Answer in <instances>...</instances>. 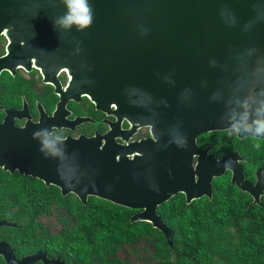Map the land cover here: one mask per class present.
<instances>
[{
    "label": "water",
    "instance_id": "obj_1",
    "mask_svg": "<svg viewBox=\"0 0 264 264\" xmlns=\"http://www.w3.org/2000/svg\"><path fill=\"white\" fill-rule=\"evenodd\" d=\"M89 3L92 23L78 32L76 26L54 28L67 13L61 0H0V23L31 39L28 53L43 78L42 68L66 70L65 90L74 102L84 96L115 118L102 135L46 136L22 149L11 146L16 153L0 167L54 185L81 205L94 197L135 210L129 221L149 224L168 247L172 232L157 207L176 194L185 204L210 200L211 180L226 171L249 206L260 205L264 167L250 184L236 151L215 159L207 147H196V138L230 130L239 139L263 137L254 121L264 120V0ZM122 120L128 128L117 143L112 130ZM142 127L148 137L128 140ZM46 138L53 149H43ZM6 247L0 243L4 264H64L44 253L15 260Z\"/></svg>",
    "mask_w": 264,
    "mask_h": 264
},
{
    "label": "trees",
    "instance_id": "obj_2",
    "mask_svg": "<svg viewBox=\"0 0 264 264\" xmlns=\"http://www.w3.org/2000/svg\"><path fill=\"white\" fill-rule=\"evenodd\" d=\"M235 140L219 136L217 153L236 148L248 172L264 164V139L258 147ZM224 180L210 200L185 204L176 194L157 207L172 232L170 247L149 224L130 222L133 210L94 197L81 205L71 195H42L52 212L30 200L20 253L39 250L64 264H264V196L259 206L246 208L247 195ZM224 221L226 230L220 231Z\"/></svg>",
    "mask_w": 264,
    "mask_h": 264
},
{
    "label": "flooded vegetation",
    "instance_id": "obj_3",
    "mask_svg": "<svg viewBox=\"0 0 264 264\" xmlns=\"http://www.w3.org/2000/svg\"><path fill=\"white\" fill-rule=\"evenodd\" d=\"M30 40L20 33H13L9 25L0 23V164L7 160V157L16 153L11 146H20L22 149L26 144L35 141L34 139L38 140L46 136L55 139L56 135H62L64 138H74L78 135L90 137L95 132L102 135L109 130V125L115 119L111 115L97 111L84 96L80 97L78 102H74L65 90L68 81L66 70L61 68L58 72L53 73L49 69L42 68V73L45 74V78H43L41 67H39L40 63L35 62L28 53L31 48ZM75 117L77 118L76 123ZM83 120L85 121L81 122ZM127 128L128 124L122 120L119 123V130H112V136L117 143H122L120 135L125 137ZM231 132L233 131L199 135L196 138V147L200 150L207 147L208 155L215 159L236 151L241 157L239 163L244 180L253 184L255 170L264 167V164H260L248 172L246 160L236 148L226 153H217L218 137L225 136L231 140L232 137H235L234 143L246 146L250 144V141L263 140L264 136L262 139L250 137L239 139L235 133L233 136L229 135ZM36 133L39 135H35ZM148 136V128L142 127L135 130L128 140L136 141ZM20 155L23 154L20 152ZM20 160L18 158L17 163ZM195 161L194 158L192 162ZM220 177L227 179L229 183V172L226 171ZM219 178L211 180V197L214 189L219 186ZM262 191L264 192V181ZM42 195L53 197L58 195L64 198L71 194L62 196L56 186L45 185L37 178L24 175L22 171L18 172L17 168L10 172L8 169L3 170L0 167V223H2L0 225V243L5 244L6 248L12 251L15 260L33 253H44L39 250L20 253L24 242L25 214L30 212V208H26L30 200L35 201L38 210L45 208L46 212H52L51 205L46 204ZM263 196L260 197V200ZM202 198L204 197L199 199ZM249 203L250 198L246 208L249 207ZM46 258L55 259V257H47V255ZM0 262L4 264L1 256ZM36 263L42 264L41 262Z\"/></svg>",
    "mask_w": 264,
    "mask_h": 264
},
{
    "label": "clouds",
    "instance_id": "obj_4",
    "mask_svg": "<svg viewBox=\"0 0 264 264\" xmlns=\"http://www.w3.org/2000/svg\"><path fill=\"white\" fill-rule=\"evenodd\" d=\"M67 7V13L62 17H58L54 22V28H62L68 29L72 26H76V30L83 31L90 27L93 20V9L89 0H61ZM256 124L255 132L264 136V120H256L254 121ZM251 130L246 127L245 131ZM55 132V129L53 130ZM234 131L229 133V135H233ZM35 135H39L36 133ZM56 140H63L64 137L62 135H56ZM259 145H256L258 147ZM43 149H53V142L49 141L47 138L43 141ZM42 149V150H43ZM54 151V150H53Z\"/></svg>",
    "mask_w": 264,
    "mask_h": 264
},
{
    "label": "rangeland",
    "instance_id": "obj_5",
    "mask_svg": "<svg viewBox=\"0 0 264 264\" xmlns=\"http://www.w3.org/2000/svg\"><path fill=\"white\" fill-rule=\"evenodd\" d=\"M261 142L260 141H255V140H253V141H250V145H258V144H260ZM219 178V177H218ZM225 179V178H224ZM222 180V178L220 177L219 178V182H218V184L219 185H224L225 183H226V181L225 180ZM223 230H226V221H224L223 222V225H222V227L220 228V231H223ZM231 231H232V229L230 228V227H228L227 228V231H226V234L227 235H230L231 234Z\"/></svg>",
    "mask_w": 264,
    "mask_h": 264
}]
</instances>
